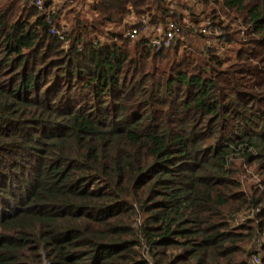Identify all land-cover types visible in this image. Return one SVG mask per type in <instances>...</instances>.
<instances>
[{"label":"trees","instance_id":"trees-1","mask_svg":"<svg viewBox=\"0 0 264 264\" xmlns=\"http://www.w3.org/2000/svg\"><path fill=\"white\" fill-rule=\"evenodd\" d=\"M168 2L93 0L64 45L0 0V264L264 263V0H198L225 60L121 39Z\"/></svg>","mask_w":264,"mask_h":264},{"label":"built area","instance_id":"built-area-1","mask_svg":"<svg viewBox=\"0 0 264 264\" xmlns=\"http://www.w3.org/2000/svg\"><path fill=\"white\" fill-rule=\"evenodd\" d=\"M78 0H63V5L73 8ZM86 0L83 5L90 7ZM186 4L197 5L198 0H182ZM220 1V0H219ZM37 11L45 16L48 25V32L55 35L64 45L66 40V27L59 25V18L64 15V9L58 10L53 0H30ZM188 5V4H187ZM164 12L151 10L146 12L139 19L130 16L132 24L128 29L122 31L121 39L124 41L142 42L151 49H170L173 47L182 48L186 51H193L194 46L204 48L206 51L214 50L218 57L225 52L227 44L222 30L213 20L203 14L193 15L186 8L179 7L176 2H171ZM129 21V20H128ZM112 38L97 36L93 44L99 42H111ZM82 49V44H77ZM257 242H260L259 240ZM258 244V243H257ZM260 246L250 255L248 264H261L259 256Z\"/></svg>","mask_w":264,"mask_h":264},{"label":"rangeland","instance_id":"rangeland-1","mask_svg":"<svg viewBox=\"0 0 264 264\" xmlns=\"http://www.w3.org/2000/svg\"><path fill=\"white\" fill-rule=\"evenodd\" d=\"M54 1V3H56V6L58 7V10H60L61 8H63L64 9V15L62 16V17H60L59 18V24H62V25H64V23L67 25L68 24V21H69V19H70V17H72V14H75V13H79V12H77L78 10H81V12H83V15L84 16H82V17H85V18H88L89 19V17L91 16V12H89V9H88V7H85L83 4H82V2L84 3V1L83 0H78L77 1V3H76V5H74L73 6V8H69V7H67L66 5H63V0H53ZM169 2L167 3V5H166V7L171 3V2H176L177 4H178V6L179 7H182V8H186L187 10H188V12H190L191 13V11H196V12H202L203 11V9H204V11H206V12H208V13H210L211 12V10L212 9H215V11L216 12H218L219 13V17H220V20H223L224 22L225 21H227L226 20V17H225V15H223L221 12H220V10H219V8H218V4H212V8H204V7H202V6H200L199 4H197V5H194V4H189V3H185V2H183L182 0H168ZM202 10V11H201ZM202 12L203 14L204 13H206V12ZM80 16H81V14H80ZM129 19V18H128ZM131 20H133V18L132 19H129V23L127 24L128 25V27L132 24V21ZM117 29H119V28H117ZM125 29H127L126 27H125ZM125 29H123V30H125ZM122 30V29H121ZM122 30V31H123ZM195 47V46H194ZM196 47H197V49H200V47L199 46H197L196 45ZM229 47V46H228ZM228 47H226V50H225V52L224 53H222V56L221 57H219L220 59H222V60H225L226 58H227V55H230L229 54V50H231V45H230V48H228ZM223 67H226V64L223 66ZM239 178V180H240V183H241V188L244 190V191H247L248 190V187L251 185V184H255V183H257V181L260 179V177L258 176V174L256 173V171H253V170H251L249 167H246V166H244V167H242V170H241V175H240V177H238ZM246 214H244V215H242V216H240V217H238L237 218V221H236V223L237 224H240V223H242V222H245L246 221V219H248V218H251V212L249 211V212H245ZM259 241H264V231L262 230L261 231V233H260V236H259V239H258ZM259 246H258V244H253L252 246H251V250H253L252 251V253L258 248ZM251 255V254H250ZM250 255H249V257H250ZM263 255V253H261V251L259 250V256H260V258H261V256ZM249 257L247 258V260H249ZM261 264H264V263H261Z\"/></svg>","mask_w":264,"mask_h":264},{"label":"crops","instance_id":"crops-1","mask_svg":"<svg viewBox=\"0 0 264 264\" xmlns=\"http://www.w3.org/2000/svg\"><path fill=\"white\" fill-rule=\"evenodd\" d=\"M85 1H86V0H84V3H85ZM89 3H90V4H87V5H89V6L91 7L92 4H93V0L89 1ZM155 5H156V4H155ZM90 7H89L88 9H90ZM136 19H137V18H136Z\"/></svg>","mask_w":264,"mask_h":264}]
</instances>
